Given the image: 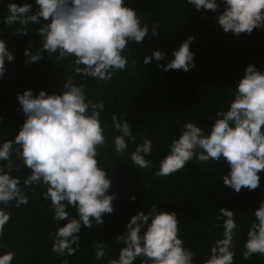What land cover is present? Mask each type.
Returning <instances> with one entry per match:
<instances>
[{
	"label": "clouds",
	"instance_id": "9594fccd",
	"mask_svg": "<svg viewBox=\"0 0 264 264\" xmlns=\"http://www.w3.org/2000/svg\"><path fill=\"white\" fill-rule=\"evenodd\" d=\"M35 3L38 9L33 11L31 3L9 2L8 15L3 19L8 27L19 25L14 32L17 36L28 34L30 23L40 25L36 33L41 37V47L33 54L30 42L24 50L26 63L43 59L45 53L50 57L55 54L56 62L71 58L74 74L85 80L89 77L99 82L112 80L116 72L128 67L124 53L130 43L139 45L145 38L160 34L157 22H153L150 33L149 26L142 24L140 15L125 0H35ZM187 4L197 11L203 10V19H207L208 11L217 13L215 18L225 33L251 35L254 29H264V0L219 3L187 0ZM194 39L189 36L173 50V59L158 64V68L164 72H189L195 67L194 53L190 50ZM153 58L165 60L167 54L155 50L144 57V64L151 63ZM14 60V54L0 39V79L6 72V61ZM85 85L69 78L61 94L49 95L40 90L34 95L31 89L17 93L18 110L26 119L13 139L0 144V161L6 162L0 166V204L4 205L0 208V240L11 218L8 208L27 205V193L35 194L36 187L41 185L45 188L41 196L50 201L53 221L59 224L67 220L50 233L51 252L56 256H75L80 250L81 228L92 229L94 223L102 225L104 215L113 214L116 195L109 194L112 180L101 166V150L108 143L101 119L105 102L86 99ZM112 125L120 133L112 137L115 152L123 154L129 142H136L132 125L116 113L112 114ZM180 133L160 160L154 172L156 177L180 172L193 160L216 163L223 158L229 167L223 176L225 186L236 193L242 188L258 189V173L264 171V71L252 64L246 67L227 110L216 112L207 134L194 122H185ZM142 139L143 143L137 144L131 153V164L139 169L152 168V161L146 157L152 154L153 141L148 137ZM14 152L31 169L23 185L18 176L11 175ZM129 199L134 201L136 197ZM69 208H74L77 215L72 216L66 210ZM254 215L241 252L245 260L257 254L264 257V200L259 201ZM215 219L223 221L222 238L211 245L209 258L203 264H235L234 238L240 231L236 212L222 207ZM179 234L176 212L160 211L153 203L147 214L139 211L133 215L125 233L115 237L123 247L118 259H109L108 264H134L138 258L141 264H194L195 253L184 246ZM93 243L95 259H104L105 244ZM15 256L14 250L4 252L0 264H13ZM61 264L69 261L63 259Z\"/></svg>",
	"mask_w": 264,
	"mask_h": 264
},
{
	"label": "trees",
	"instance_id": "16d2710c",
	"mask_svg": "<svg viewBox=\"0 0 264 264\" xmlns=\"http://www.w3.org/2000/svg\"><path fill=\"white\" fill-rule=\"evenodd\" d=\"M9 2H27L32 4L33 11L38 9L35 0H0V39L15 57L14 62L6 61V72L0 79V144L13 139L26 119L18 110L17 93L31 89L34 95L40 90L49 95L61 94L69 78L76 84L86 83V99L105 102L101 119L108 143L101 150V166L108 171L112 180L109 194L114 193L116 199L113 214L104 215L102 225L94 223L92 229L81 228L77 254L59 257L51 252L50 233L64 226L67 220L59 224L53 221L50 201L41 196L45 188L43 185L36 187L35 194L27 193V205L8 208L11 218L0 240L3 245L0 255L14 250L13 264H61L63 259L69 264H108L109 259H118L123 247L115 237L125 233L126 224L133 215L139 211L147 214L156 203L160 211L176 212L180 238L184 246L195 253L194 264H203L209 258L211 245L222 238L223 221L215 219L222 207L236 212V222L240 225L234 238L235 264H264V257L258 254L248 260L241 255L255 210L259 201L264 200V171L258 173V189L242 188L239 193L223 183V176L229 172L223 158L216 163L193 160L184 170L169 177L154 175L185 122L196 123L207 134L216 112L227 110L246 67L252 64L264 71V29H254L251 35L235 36L232 32L225 33L219 26L215 18L217 13L208 11L207 19H203L205 12L195 10L187 0H125L140 15L142 24L149 26L150 33L153 22H157L160 34L145 38L139 45L130 43L124 53L128 59L127 69L116 72L110 81L99 82L75 75L71 58L56 62L55 54L50 57L45 53L43 59L26 63L28 57L24 50L30 42L33 54L41 47V37L36 33L40 25L30 23L28 34L15 35L18 24L10 27L3 24ZM189 36L195 38L190 45L195 67L187 73L182 70L164 72L158 68V64L173 59V50ZM155 50L165 52L167 59L156 61L153 58L151 63L144 64V57L151 56ZM113 113L127 120L136 136L135 144L129 142L123 154L115 152L112 140L120 134L112 125ZM142 137L153 141L152 154L146 157L152 161V168L139 169L131 164V153L137 144L143 143ZM12 161L11 175L18 176L23 185L31 169L23 165L15 152ZM4 164L6 162L0 161V166ZM132 196L136 197L134 201L129 199ZM3 207L0 204V208ZM66 210L72 216L77 215L74 208ZM94 241L105 244L106 255L102 260L95 259ZM134 264H141V258Z\"/></svg>",
	"mask_w": 264,
	"mask_h": 264
},
{
	"label": "water",
	"instance_id": "95a60500",
	"mask_svg": "<svg viewBox=\"0 0 264 264\" xmlns=\"http://www.w3.org/2000/svg\"><path fill=\"white\" fill-rule=\"evenodd\" d=\"M9 70L7 69V72H8ZM10 73V72H9Z\"/></svg>",
	"mask_w": 264,
	"mask_h": 264
}]
</instances>
